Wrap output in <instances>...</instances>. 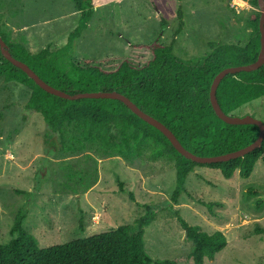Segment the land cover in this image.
<instances>
[{
	"label": "rangeland",
	"instance_id": "obj_1",
	"mask_svg": "<svg viewBox=\"0 0 264 264\" xmlns=\"http://www.w3.org/2000/svg\"><path fill=\"white\" fill-rule=\"evenodd\" d=\"M88 29L76 42L71 61L115 70L124 60L143 67L152 59L149 46L175 43L174 55L187 65H201L210 54L207 43L245 46L253 33L250 21L260 13L252 6L237 13L232 0H94ZM230 5V7H228ZM182 8L184 30L178 29ZM80 18L73 0H0V28L11 42L31 53L58 51ZM164 20V25L161 20ZM31 90L0 76V244L11 239L18 212L29 208L24 228L40 248L108 232L122 225L137 229L151 207L156 213L145 229L147 253L155 260L194 264L192 243L177 218L211 234L221 231L228 245L205 264H264V162L249 178L226 179L219 171L197 168L186 189L225 207L208 214L186 195L174 204L176 165L150 143L141 157L111 155L100 145L77 142L71 127L54 134L42 116L26 105ZM264 122V96L245 107ZM136 201L119 193L118 185ZM252 190L253 194L249 195ZM257 201H262L261 208ZM256 230L263 233L256 234Z\"/></svg>",
	"mask_w": 264,
	"mask_h": 264
},
{
	"label": "trees",
	"instance_id": "obj_2",
	"mask_svg": "<svg viewBox=\"0 0 264 264\" xmlns=\"http://www.w3.org/2000/svg\"><path fill=\"white\" fill-rule=\"evenodd\" d=\"M80 13L77 27L72 31L65 46L58 51L46 47L31 53L20 42H11L2 32L11 55L26 63L49 85L75 95L116 91L128 97L145 113L162 122L191 153L213 157L243 149L259 136L256 125H228L215 114L210 102V88L215 76L229 67L247 66L257 61L261 43L260 13L250 21L253 33L245 46L239 44L207 43L210 54L201 65L192 66L180 62L174 55L175 43L161 45L158 41L148 47L152 54L143 67L132 66L124 60L115 70L107 71L95 63L81 65L71 61L76 42L88 29L95 13L94 0H73ZM250 4L258 7L257 0ZM230 7V5H228ZM179 25L176 35L185 27L182 8L178 10ZM164 20L161 24L164 25ZM0 76L5 82H16L31 90L26 105L28 110L40 114L54 134L63 133L68 127L77 131L71 137L79 143L100 145L109 154L130 160L141 157L150 143L160 152L172 158L176 165V187L171 200L177 204L181 196L207 209L209 215H218L215 209L225 207L221 201H206L186 189L188 176L197 168L219 171L226 179L235 174L249 178L259 161L264 162V141L260 148L243 158L228 162L201 165L184 158L170 141L125 104L117 100L81 99L68 101L53 96L30 79L22 70L12 65L0 50ZM264 96V66L252 72L228 75L217 89V100L223 112L229 116L249 115L248 104ZM119 193L126 194L135 202L134 193L118 185ZM253 191H249L252 195ZM262 201H257L261 208ZM29 208L21 209L10 231L11 239L0 244V264H177L173 261L153 259L146 251L145 229L156 218L147 207L137 221V229L122 225L114 230L73 240L64 244L40 248L38 240L24 228ZM186 238L192 243L190 258L194 264L212 261L223 251L228 241L221 231L211 234L199 226L187 223L178 211L173 212ZM256 234L263 233L256 230Z\"/></svg>",
	"mask_w": 264,
	"mask_h": 264
},
{
	"label": "water",
	"instance_id": "obj_3",
	"mask_svg": "<svg viewBox=\"0 0 264 264\" xmlns=\"http://www.w3.org/2000/svg\"><path fill=\"white\" fill-rule=\"evenodd\" d=\"M258 7L260 10V20H259V31H260V43L261 49L256 62L247 65V66H237V67H229L221 72H219L211 85L210 88V102L212 108L217 115V117L222 120L224 123L228 125H256L259 127V136L252 144L249 146L240 149L238 151H234L228 154L213 156V157H202L195 155L185 149L181 142L177 139L175 134L166 127L162 122L155 119L151 115L145 113L141 110L136 104H134L128 97L122 95L116 91L112 92H96V93H78L75 95H70L64 91H61L48 83L42 80L35 71H33L26 63L14 58L5 41L0 37V50L2 55L8 60L12 65L17 67L18 69L22 70L30 79H32L37 86H39L45 92L59 97L64 100L68 101H76L81 99H105V100H117L125 104L135 115H137L140 119L151 125L152 127L156 128L160 131L172 144L175 150L181 154L184 158L191 160L195 163L201 165H210L215 163H223L228 162L234 159L243 158L247 154L253 152L254 150L261 147L264 141V122L258 120L250 115H246L244 117H237V116H229L223 112L221 109L218 100H217V89L220 83L226 78L228 75H234L241 72H252L258 70L262 66H264V0H257Z\"/></svg>",
	"mask_w": 264,
	"mask_h": 264
},
{
	"label": "built area",
	"instance_id": "obj_4",
	"mask_svg": "<svg viewBox=\"0 0 264 264\" xmlns=\"http://www.w3.org/2000/svg\"><path fill=\"white\" fill-rule=\"evenodd\" d=\"M242 2L246 4V7H244V8H238L236 5L233 4V0H232V6H233L234 10H235L237 13H240V12H241L242 10H244L245 8L250 7V5H249L250 0H242Z\"/></svg>",
	"mask_w": 264,
	"mask_h": 264
},
{
	"label": "clouds",
	"instance_id": "obj_5",
	"mask_svg": "<svg viewBox=\"0 0 264 264\" xmlns=\"http://www.w3.org/2000/svg\"><path fill=\"white\" fill-rule=\"evenodd\" d=\"M233 4L236 5L238 8L246 7V4L242 2V0H233Z\"/></svg>",
	"mask_w": 264,
	"mask_h": 264
}]
</instances>
